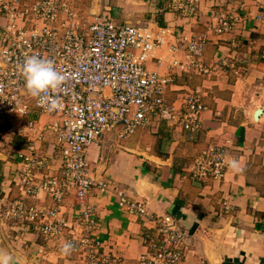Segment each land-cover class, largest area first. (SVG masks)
<instances>
[{
	"label": "crops",
	"instance_id": "0c3cea01",
	"mask_svg": "<svg viewBox=\"0 0 264 264\" xmlns=\"http://www.w3.org/2000/svg\"><path fill=\"white\" fill-rule=\"evenodd\" d=\"M96 1L72 0L80 14L105 10L118 23H149L159 31L165 43L155 49L147 67L174 74L166 92L169 101L178 98L180 89L199 88L206 108L201 113L202 130L195 139L162 122L157 132L140 128L120 141L107 134L88 147L86 154L94 172L108 176L110 188L147 201L150 213L143 218L127 212L109 189L103 193L91 190L86 200L96 206L94 237L100 258L90 259V264H137L139 258L152 254L153 244L160 239L158 218L172 222L185 235L180 264H264V0H202L198 19L178 16L168 7L169 0H101L100 5ZM211 6L240 8L244 21L234 32L208 35L204 60L210 65L209 73L170 69L168 46L176 38L161 28L167 27L177 36L203 33ZM0 22L5 23L6 18L1 17ZM177 55L181 57V53ZM31 118L39 115L31 114ZM53 120L43 114L39 124ZM0 130L1 208L19 196L14 184L17 153L26 151L36 132L23 136L7 127L0 126ZM53 139L47 131L35 143L51 155V170L60 164L49 145ZM209 144L222 146L227 162L239 159L244 171L234 174L227 165L220 180L187 176V167ZM28 202L46 205L50 199L41 194L39 200ZM82 206L71 195L65 212L76 216ZM64 244L5 220L0 212V252L11 254L13 264H80V257L61 251Z\"/></svg>",
	"mask_w": 264,
	"mask_h": 264
},
{
	"label": "built area",
	"instance_id": "2783aa9c",
	"mask_svg": "<svg viewBox=\"0 0 264 264\" xmlns=\"http://www.w3.org/2000/svg\"><path fill=\"white\" fill-rule=\"evenodd\" d=\"M201 1L169 0L168 7L182 18L198 19ZM1 17L6 22H0V126L23 136L36 132V136L25 152L17 153L14 184L19 196L0 212L5 220L45 239L71 243L72 250L98 261L96 206L86 200L91 190L115 192L119 206L127 212L143 218H149L150 213L147 201L131 199L115 186L110 188L109 177L94 172L86 154L88 147L107 134L120 141L139 128L157 132L162 122L195 139L202 130L204 94L199 88L180 89L174 101L166 98L174 74L147 67L155 49L165 43L149 23H118L105 10L80 14L72 0H0ZM205 21L203 33L177 36L169 28H161L176 38L168 46L170 69L209 73L210 65L204 60L208 35L236 31L244 14L236 7L221 10L211 6ZM29 55L51 59L65 77L62 86L43 101L27 94L19 71ZM155 59L160 63V58ZM49 100L57 107L49 110ZM31 114L39 118H31ZM43 114L54 120L39 124ZM47 131L53 134L49 145L60 161L55 170H51V155L35 144ZM226 168L223 147L209 144L186 171L194 180H220ZM41 194L50 199L49 204L28 202L39 200ZM71 195L83 204L73 217L65 212ZM156 222L160 234L158 243L153 244L156 249L137 264H180L184 233L165 218Z\"/></svg>",
	"mask_w": 264,
	"mask_h": 264
},
{
	"label": "clouds",
	"instance_id": "9594fccd",
	"mask_svg": "<svg viewBox=\"0 0 264 264\" xmlns=\"http://www.w3.org/2000/svg\"><path fill=\"white\" fill-rule=\"evenodd\" d=\"M19 71L24 79L27 94L41 101L59 89L65 80L51 59L36 55L26 56L19 65ZM48 106L49 110H52L57 107V103L49 100ZM227 165L234 174H241L244 171L243 163L237 158H230ZM71 250V243H65L61 249L65 254H70ZM13 259L11 254L0 252V264H13Z\"/></svg>",
	"mask_w": 264,
	"mask_h": 264
},
{
	"label": "rangeland",
	"instance_id": "374dc122",
	"mask_svg": "<svg viewBox=\"0 0 264 264\" xmlns=\"http://www.w3.org/2000/svg\"><path fill=\"white\" fill-rule=\"evenodd\" d=\"M96 1V0H95ZM96 3L98 5L101 4V0L96 1ZM140 129V128H139ZM1 131V130H0ZM137 131V130H136ZM152 134V133H151ZM95 143V142H94ZM71 253H73L77 258L80 257V264H90V257H88L87 255H83V253L71 250ZM99 264V262H98Z\"/></svg>",
	"mask_w": 264,
	"mask_h": 264
},
{
	"label": "water",
	"instance_id": "95a60500",
	"mask_svg": "<svg viewBox=\"0 0 264 264\" xmlns=\"http://www.w3.org/2000/svg\"><path fill=\"white\" fill-rule=\"evenodd\" d=\"M260 112V110L258 109L257 111H256V114H258Z\"/></svg>",
	"mask_w": 264,
	"mask_h": 264
}]
</instances>
